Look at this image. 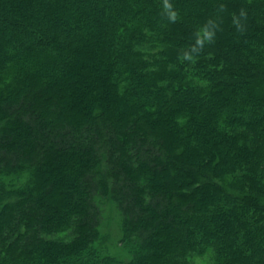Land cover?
Listing matches in <instances>:
<instances>
[{
	"label": "trees",
	"instance_id": "16d2710c",
	"mask_svg": "<svg viewBox=\"0 0 264 264\" xmlns=\"http://www.w3.org/2000/svg\"><path fill=\"white\" fill-rule=\"evenodd\" d=\"M0 264H264V0H0Z\"/></svg>",
	"mask_w": 264,
	"mask_h": 264
}]
</instances>
